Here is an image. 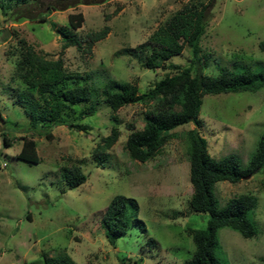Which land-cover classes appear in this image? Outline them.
Wrapping results in <instances>:
<instances>
[{
  "label": "rangeland",
  "instance_id": "374dc122",
  "mask_svg": "<svg viewBox=\"0 0 264 264\" xmlns=\"http://www.w3.org/2000/svg\"><path fill=\"white\" fill-rule=\"evenodd\" d=\"M55 2L0 0V264H44L43 254H66L75 264H182L195 250L189 229H204L208 219L189 208L186 132L195 125L176 127L151 159L133 160L125 149L127 136L142 128L145 113L159 97H145L112 112L101 91L107 80L116 79L145 93L173 74L168 65L189 66L187 46L166 60L164 68L153 71L142 63L151 50L150 35L186 6L204 9L206 26L198 53L203 74L216 76L222 68L264 73V0H84L48 9ZM16 4L23 9L22 17H11ZM78 13L84 18L77 30L81 48L64 49L57 31L68 27V15ZM105 26L106 37L87 48V34ZM24 44L46 59L61 57L69 79L58 88L92 86L93 100L74 104L56 122L37 121L30 127L31 118L17 96L23 92L41 100L16 76L15 61ZM89 107L91 114L79 116ZM198 121L210 156L234 154L245 168L264 131V86L255 92L205 95ZM112 129L118 131V139L97 160L93 149ZM24 139L35 141L38 163L17 158ZM67 167L79 168L86 181L69 188L61 177ZM214 193L220 206L243 194L257 201L251 216L257 229L254 237L243 238L226 227L218 230L216 255L221 263L264 264L261 171L236 183L216 182ZM116 195L137 202L141 222L130 225L113 247L101 221Z\"/></svg>",
  "mask_w": 264,
  "mask_h": 264
},
{
  "label": "trees",
  "instance_id": "16d2710c",
  "mask_svg": "<svg viewBox=\"0 0 264 264\" xmlns=\"http://www.w3.org/2000/svg\"><path fill=\"white\" fill-rule=\"evenodd\" d=\"M74 1L81 4L84 0H56L48 9L55 11L63 4L69 6L68 4ZM22 11V7L16 4L11 17H22ZM83 19L81 13L68 15V27H60L57 31L63 40L62 48H81L77 30L81 27ZM205 26L203 8L197 10L184 7L150 35L148 43L151 44V50L144 56L142 63L144 68L153 71L156 68H164L166 60L179 55L187 46L191 53L189 66L180 68L177 65H168L174 70L173 74H166L145 93H139L137 86L131 82L116 79L107 80L101 91L104 102L112 112L137 103L145 97H159L153 110L145 113L142 128L131 130L127 136L125 149L133 160L145 162L151 159L172 137L171 132L176 127L190 122L195 125L186 132L189 181L192 187L189 208L193 212L207 214L208 219L204 229H189L195 250L192 257L182 264H222L216 255L219 247L218 230L221 228H230L243 238H251L257 234L255 222L251 217L256 208V198L243 194L230 198L225 205L220 206L214 193L216 182L236 183L261 171L264 191V131L256 142L247 166L242 168L239 158L234 154L220 159L211 157L206 140L197 130L199 109L205 95L255 92L264 86V73L248 68L243 71L222 68L216 76L202 73L198 53ZM108 32L109 27L105 26L97 32L87 34V48L104 39ZM21 42L26 43L23 40ZM15 70L16 76L28 89H34L41 100L34 101L23 92L17 96L19 105L31 118L32 128H35L37 121L56 122L65 110H72L74 104L92 101L95 95V88L89 85L58 88L59 84L65 85L64 82L69 79L63 69V59H46L37 54L29 44L19 47ZM92 111L93 107H89L80 111L79 116L91 114ZM74 125L78 130L86 129L84 125ZM46 136L49 138L50 135L47 133ZM118 136V131L112 129L111 134L101 139V143L93 149L97 160L103 159L105 151L117 141ZM4 144L8 145L6 138ZM17 158L32 164L38 163L35 141L24 139ZM61 177L69 188H74L87 179L79 168L68 167L62 169ZM137 210V202L132 198L116 195L111 199L101 221L110 245L114 247L116 240L126 233L130 225L141 222L137 217ZM42 257L44 264H75L66 254L52 257L43 254Z\"/></svg>",
  "mask_w": 264,
  "mask_h": 264
}]
</instances>
